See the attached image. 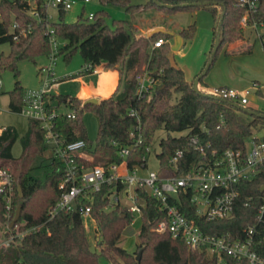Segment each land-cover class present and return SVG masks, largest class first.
Segmentation results:
<instances>
[{"label":"trees","instance_id":"trees-1","mask_svg":"<svg viewBox=\"0 0 264 264\" xmlns=\"http://www.w3.org/2000/svg\"><path fill=\"white\" fill-rule=\"evenodd\" d=\"M105 5L123 6L129 11L139 9L132 0H100ZM163 5L149 0L147 6L155 5L168 15L172 10L190 7L208 8L216 17L214 43L207 62L211 59L218 29L221 30L223 45L234 42L243 36L242 18L257 22L263 27L260 37L264 45V0H259L256 9L248 10L239 0H158ZM198 1L208 4L193 5ZM170 4L171 6L164 5ZM29 5L24 0H0V43L10 42L9 53H0V70L11 69L15 75L14 88L9 91V107L20 112L25 87L21 84L19 61L30 59L37 62L43 54H50L52 45L48 35L53 26L58 37L65 40L56 55L63 54L68 60L76 51L84 58V66L78 75L94 71L96 65L106 62L110 67L120 66V85L125 84V93L117 90L110 96L99 99L97 104L87 103L71 94L53 93V101L66 102L76 109L75 118L60 116L55 130L62 139L73 141L83 139L84 151L93 155V160L83 159L86 165L121 163L123 146L129 147L126 156L130 169L146 167L150 147L157 130L164 129L166 136L160 140L161 150L158 159L162 167H170V159L177 150L183 155L177 162V173H186L195 164L209 158L216 151L220 156L228 148H247L248 141L259 131L264 132V111L251 107L258 113L251 114L236 101L215 98L201 89L194 88V80H189L185 70L173 62L169 39L172 33L154 30L147 35H136L131 20L113 19L108 22L109 13L102 8L92 18L80 15L75 22L61 19L57 22L30 14ZM40 9H42L40 7ZM223 17V21L221 18ZM17 26L12 28V24ZM195 24L180 30L184 39L195 34ZM17 36V37H15ZM160 37L165 42L154 46ZM217 51V53H218ZM216 53V54H217ZM213 58V61L216 57ZM212 61V63H213ZM211 63V65H212ZM210 69V68H209ZM201 71L197 76L202 74ZM150 74L155 84L139 94L138 74ZM204 75L200 77L202 82ZM175 98V102H174ZM91 107L98 118V133L95 140L88 137L83 121V111ZM250 108V107H249ZM137 114H132V110ZM186 133L173 135L174 131ZM191 136H198L204 145L207 156L195 148ZM264 136V133H263ZM19 137L14 125L0 129V168H9L14 185L13 216L8 218L3 194H0L1 237L27 231L10 245H0V264H101L99 256H106L112 264H217L216 259L200 247L189 246L183 239L174 237L169 231H158L159 221L166 217L161 201L139 188L145 198L142 210L143 225L138 234L139 242L134 251H129L122 243L124 229L134 217L129 208L121 203L110 206L109 194L112 189L122 188L120 182L105 183L95 195L92 204V217L96 221L97 245L99 251L89 243L84 218L78 211H60L48 220L49 208L63 192L59 186L64 178L61 162L51 159V169L44 178L32 175L35 160L48 151L45 131L40 122L29 118V127L21 137L23 151L14 156L12 149ZM264 164L258 174L241 181L240 191L232 217L206 220L197 215V209L189 201V194H181V210L189 217L196 218L205 232L216 235L229 234L234 238L243 235V229L256 221L259 207L264 204ZM19 204L22 210L17 229H9L10 219H14ZM46 222V228L31 229ZM259 251L264 255V225H259ZM142 249L140 259L137 258ZM228 264H248L244 259L228 256Z\"/></svg>","mask_w":264,"mask_h":264},{"label":"built area","instance_id":"built-area-1","mask_svg":"<svg viewBox=\"0 0 264 264\" xmlns=\"http://www.w3.org/2000/svg\"><path fill=\"white\" fill-rule=\"evenodd\" d=\"M24 1L29 5L30 14L36 17L44 15L47 20L52 18L49 12L50 8H55L64 13L79 2L84 4L91 2V0ZM239 2L251 10L257 8L259 0H239ZM94 13V11H90L87 17L92 18ZM241 23L244 26L258 24L257 22H249L247 15L242 18ZM16 26V23L12 24V28ZM48 35L52 45L50 54L57 56L56 53L61 45L55 29L51 25L48 28ZM164 42V38L160 37L155 41L154 46H160ZM53 65L54 61L51 60L49 65L40 67V72L45 74V78H43L41 86L25 88L20 110L27 117L40 122L45 131V140L48 150L51 151L52 159L61 162L64 169L65 175L59 184L64 190L58 200L49 208L48 220L60 211H78L83 218L94 220L91 211L96 193L101 191L105 183L120 182L122 188L114 187L109 194L110 206L115 203L126 205L133 214V221L136 217L135 214L141 215L146 206L145 198L139 194V188H143L150 195L159 199L165 208L166 217L159 221L158 231H169L174 237L183 239L189 246L205 249L210 256L216 259L217 264H228V256L244 259L248 264H264V255L258 248V234L261 231L259 225H264V204L258 209L256 221L249 223L243 229V235L237 238L229 234L216 235L205 232L197 219L187 216L179 205L181 202L180 195L186 193L189 194V201L196 206L199 217L206 220L232 217L240 193L239 184L243 180L255 177L260 166L264 164L263 135L256 133L248 141L245 152L240 148H228L223 154L216 156V151H213V155L195 164L186 173L176 172L177 162L184 153L182 149L176 151L169 161L170 167H165V171L162 173L149 170L146 174H139V169L143 168L141 166L130 169L126 160L129 153L128 146H123L120 149V154L124 158L121 163H112L107 166L103 164L88 166L83 159L93 160L94 157L83 150L85 141L83 139L66 141L55 130L56 120L60 116L75 118L77 112L74 107L66 102L52 100L53 87L58 84V79L54 76ZM137 80L140 85L139 94L149 90L155 84L154 77L148 73L138 74ZM1 83L2 79H0ZM204 90L218 98L236 101L239 105L247 107L249 104L248 89H238L229 85H215L206 87ZM62 106L67 109H63ZM132 114H137V111L133 109ZM190 140L196 149L207 156V150L204 145L199 143L198 136H191ZM13 192L14 185L9 168H0V194H3L7 201L8 218L13 216ZM125 198L130 199L131 203L123 202ZM12 220L10 219L9 229H13V227L17 229V223L12 228L10 227ZM38 228H46V222L29 230ZM25 232L27 231L1 237L0 245H10L17 237L23 236Z\"/></svg>","mask_w":264,"mask_h":264},{"label":"rangeland","instance_id":"rangeland-1","mask_svg":"<svg viewBox=\"0 0 264 264\" xmlns=\"http://www.w3.org/2000/svg\"><path fill=\"white\" fill-rule=\"evenodd\" d=\"M148 1L132 0V3L139 6V9L135 11H129L123 6L118 5L104 6L100 0H91L87 4L79 2L75 7L63 13V19L69 23L75 22L80 15L87 17L90 11L96 12L105 8L109 13L108 22L110 24H112L113 19L131 20L136 28V35H147L152 29L170 32L172 33L169 39L171 44L170 56L173 62L185 70L189 80H195L197 74L206 67V62L214 43L215 26L217 24L216 17L208 8L201 6L185 9L179 8L165 15V12L158 9L155 5L147 6ZM49 12L52 16L51 21L57 22L61 19L62 13L59 10L50 8ZM191 24H195L194 36L190 39L182 38L179 34L180 30L188 28ZM242 27L243 29L245 28L243 43L241 41L237 43L236 40L231 42L230 45H223L200 83L206 85L208 88L209 86L227 84L238 89H248V97L252 102L251 105L264 111V45L260 37L263 27L258 24H249L247 26L242 24ZM12 30V27H10V31ZM58 41L61 46L65 44V40L60 37H58ZM10 50V42L0 43V53H9ZM51 60L54 61V76L58 79V84L53 87L54 91L62 94L77 95L82 87V83L77 77L79 76V71L84 66V58L79 50L68 60L63 54L57 56L43 54L37 58V62L30 59L20 60L21 84L25 88L41 86L45 74L40 72V67L49 65ZM93 78L97 79L98 76L95 75ZM0 79H2V83L0 84V128L7 125H14L17 128L19 137L12 149L13 155L17 157L23 151L21 137L29 127V117L21 112L12 111L9 107V91L14 88L16 79L13 70H0ZM206 86L199 88L204 90ZM125 91L126 86L123 82L119 93L123 94ZM62 108L67 109L63 106ZM83 121L88 137L95 140L99 125L96 112L93 108L88 107L83 111ZM182 133H186V130L172 132L173 135H180ZM263 133V131H259L257 134L263 135ZM164 136H166L164 129L157 130L153 145L150 147L148 154L147 166L139 169V174H146L149 170H156L161 173L165 171L157 156L161 150L160 140ZM51 159L52 155L49 150L39 156L33 164L32 175L44 178L45 172L51 169ZM123 202L131 203V200L125 198ZM135 215V220L126 226L121 238V243L129 251L136 249L139 242L138 234L143 225L142 216ZM84 224L91 247L99 251L100 248L97 245L98 235L95 230L96 221L85 217ZM0 233L3 234L1 229ZM99 261L101 264H112L104 255L99 256Z\"/></svg>","mask_w":264,"mask_h":264},{"label":"crops","instance_id":"crops-1","mask_svg":"<svg viewBox=\"0 0 264 264\" xmlns=\"http://www.w3.org/2000/svg\"><path fill=\"white\" fill-rule=\"evenodd\" d=\"M154 30H157V29H152L149 33H151ZM244 31H245V28L243 29V37L238 39L237 43H239L240 41L243 43V40L245 39ZM142 35H145V34H142ZM237 43L235 44L237 45ZM228 45H230V43ZM119 68L120 66L110 67L107 65L106 62H102L101 64L96 66V69L94 71L79 75L77 78L81 81L82 87L79 93L74 96L79 97L81 100L85 102L87 99L92 98V97H97L99 99L108 97L117 90L118 86H119V91H120L122 83L120 85ZM95 75L98 76L97 79L93 78ZM223 85H227V84H223ZM202 86H206V85H203L199 82V87H202ZM52 91L53 93H57L54 91V89ZM251 104L252 102L250 101V98H249L248 107H253Z\"/></svg>","mask_w":264,"mask_h":264},{"label":"water","instance_id":"water-1","mask_svg":"<svg viewBox=\"0 0 264 264\" xmlns=\"http://www.w3.org/2000/svg\"><path fill=\"white\" fill-rule=\"evenodd\" d=\"M157 4L159 5H163V3H160L158 0H154ZM210 3V1H198V2H193L191 4L193 5H203V4H208ZM164 5H168V6H171L170 4H164ZM221 21H223V17L221 18ZM220 43H221V30L218 29V35L216 36V39H215V44L213 46V51H212V56H211V59L209 60V62L206 64V67L204 68L202 74H200L199 76H197V78L194 80V88L196 89V91L200 92L201 89L199 88V80H200V77L202 75H205L210 66H211V63L213 61V58L215 56V54L217 53L218 49H219V46H220ZM215 98H218L216 96H214ZM99 102V98L97 97H92V98H89L87 99L84 103L87 104V103H92V104H97ZM236 105H239L238 103H235ZM244 110H246L247 112L251 113V114H255V113H258L259 115H263L262 112H258L257 110L253 109V108H249V107H246V106H243L242 107ZM263 189H264V186H263ZM21 210H22V204H19L18 207H17V210H16V214H15V217L14 219L11 221L10 223V227L12 228L15 223L19 220L20 218V215H21ZM142 255V249L139 251L138 253V256L137 258L140 259Z\"/></svg>","mask_w":264,"mask_h":264}]
</instances>
